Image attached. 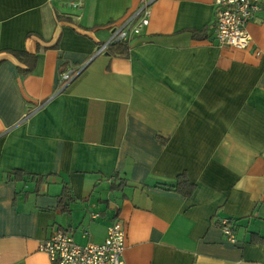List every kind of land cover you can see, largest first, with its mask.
Returning a JSON list of instances; mask_svg holds the SVG:
<instances>
[{
  "label": "crops",
  "instance_id": "0c3cea01",
  "mask_svg": "<svg viewBox=\"0 0 264 264\" xmlns=\"http://www.w3.org/2000/svg\"><path fill=\"white\" fill-rule=\"evenodd\" d=\"M140 3L0 0V264H57L42 240L113 220L125 264H264V7L237 49L213 0H149L127 54L93 56Z\"/></svg>",
  "mask_w": 264,
  "mask_h": 264
},
{
  "label": "built area",
  "instance_id": "2783aa9c",
  "mask_svg": "<svg viewBox=\"0 0 264 264\" xmlns=\"http://www.w3.org/2000/svg\"><path fill=\"white\" fill-rule=\"evenodd\" d=\"M71 5L78 4L72 2ZM262 7L264 0H213L216 41L237 49L246 48L251 40L246 23ZM149 15V0H141L137 9L125 15L120 22L110 24L109 37L96 45L93 56L106 51L113 43L126 42L131 35L140 33L148 25ZM84 66L73 65L62 70L59 90L72 81ZM218 225L225 238L233 242L235 237L231 220L227 217L221 218ZM124 247L125 228L117 220H113L107 227L101 243L78 244L69 233L61 230L54 231L39 243V249L46 252L49 259L57 264H125Z\"/></svg>",
  "mask_w": 264,
  "mask_h": 264
},
{
  "label": "trees",
  "instance_id": "16d2710c",
  "mask_svg": "<svg viewBox=\"0 0 264 264\" xmlns=\"http://www.w3.org/2000/svg\"><path fill=\"white\" fill-rule=\"evenodd\" d=\"M116 47L115 48V53L116 54H119V55H126L127 54V46L125 44V42H116V43H113L111 45H109L108 48H111V47ZM174 186H180L182 189H184L185 191H189L191 190L192 188V184L189 183V181L186 179L185 177V174L184 173H181L178 175L177 177V181L176 183L174 184ZM231 223L233 225V228H234V222L231 220Z\"/></svg>",
  "mask_w": 264,
  "mask_h": 264
}]
</instances>
